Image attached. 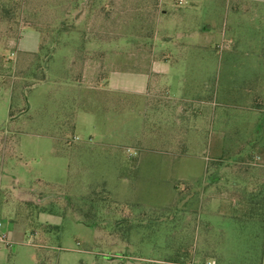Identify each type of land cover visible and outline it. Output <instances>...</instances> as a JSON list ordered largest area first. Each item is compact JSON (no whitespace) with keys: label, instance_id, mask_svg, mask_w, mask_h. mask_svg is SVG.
I'll use <instances>...</instances> for the list:
<instances>
[{"label":"rangeland","instance_id":"1","mask_svg":"<svg viewBox=\"0 0 264 264\" xmlns=\"http://www.w3.org/2000/svg\"><path fill=\"white\" fill-rule=\"evenodd\" d=\"M151 2L0 0L6 264H261L264 0ZM165 55L156 100L97 88Z\"/></svg>","mask_w":264,"mask_h":264},{"label":"crops","instance_id":"2","mask_svg":"<svg viewBox=\"0 0 264 264\" xmlns=\"http://www.w3.org/2000/svg\"><path fill=\"white\" fill-rule=\"evenodd\" d=\"M158 3H159V0H157V4ZM158 19L159 17L156 18V22ZM158 28L159 26L156 25V33L159 31ZM166 61H167L166 55L162 56L161 59H156V58L151 57L150 66H149V74H129V76L128 75L126 76V74H110V75L109 74H104V75L99 74L98 76L99 83H97V88L101 91L102 90L116 91V92H121L122 94L127 93L131 95H136V96H144L146 98H151V99L156 100L157 98H159V95L163 94L165 91V90H162L163 82L166 83L168 81V74H169L170 69L168 68ZM116 76L118 77L121 76L124 79V81L123 79L117 80L115 78ZM126 77H133L134 82L128 83V81L125 80ZM110 82H111V85H110ZM176 107H178L177 113L179 115H182L185 109L181 105L176 106ZM177 122L179 123L178 119H177ZM261 155H262V158H264V153ZM259 167H261L262 170H260V178L258 180L260 182V188H262V192H264V160L260 162ZM213 178L214 179H212V182L202 185L201 188L199 189V194L197 198H198L199 204L201 205V210L205 208V213L208 214V216L214 214V216H217L218 219L228 217L229 222L236 223L239 219V216L236 215L237 213L236 214L230 213L231 215L226 214L228 213L227 211L225 213L223 210L217 209V203L219 201L229 199V197L231 199V194L229 195L228 191H231V190L237 191L240 189L241 186H239L238 184H233L232 186L233 188L225 189L226 190L225 192V190H221L218 187V185L215 183L214 180L217 179L216 175ZM30 193H32V195L35 196V194H37L38 192L31 189ZM20 194L18 196H20ZM36 201L38 202L39 199L37 198ZM255 202H262L261 206L264 205V196L260 198V201L258 200L252 201L251 202L252 206H258L257 205L258 203H255ZM259 207H260V204L258 208ZM259 214H260V211H258L257 217H260ZM43 215H45L49 220H51L52 225L54 227L56 225H59L61 222V219L59 216L50 215V214H43ZM261 220H262V223H264V219L262 218ZM17 223L18 222H15L13 225H17ZM2 225H3L4 230H6V224L2 223ZM23 225L24 224H20V226H22L23 228L22 232L25 233V228ZM209 228H211V226L210 224H207L205 229H209ZM13 234H11V236L15 237ZM34 247H43V245H34ZM263 256H264V252H263ZM0 264H6L5 254L1 248H0ZM261 264H264V258L262 259Z\"/></svg>","mask_w":264,"mask_h":264},{"label":"built area","instance_id":"3","mask_svg":"<svg viewBox=\"0 0 264 264\" xmlns=\"http://www.w3.org/2000/svg\"><path fill=\"white\" fill-rule=\"evenodd\" d=\"M0 243L6 245V246H10L11 242L8 240V236L3 228L2 223H0ZM205 264H215L213 261L211 262H207Z\"/></svg>","mask_w":264,"mask_h":264},{"label":"trees","instance_id":"4","mask_svg":"<svg viewBox=\"0 0 264 264\" xmlns=\"http://www.w3.org/2000/svg\"><path fill=\"white\" fill-rule=\"evenodd\" d=\"M154 2V3H153ZM153 2H151V7L152 8H155L156 6H155V4L157 3V0H153ZM95 11H96V8H95ZM104 11V6H103V4H101V6L100 7H98V10H97V12L98 13H100V14H102V12ZM50 228H52V227H54V226H49ZM55 228V227H54Z\"/></svg>","mask_w":264,"mask_h":264}]
</instances>
